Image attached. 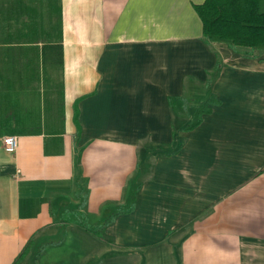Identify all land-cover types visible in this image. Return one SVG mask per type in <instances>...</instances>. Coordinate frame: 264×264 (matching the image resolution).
<instances>
[{"label":"crops","instance_id":"0c3cea01","mask_svg":"<svg viewBox=\"0 0 264 264\" xmlns=\"http://www.w3.org/2000/svg\"><path fill=\"white\" fill-rule=\"evenodd\" d=\"M205 2L0 0V264H264V54Z\"/></svg>","mask_w":264,"mask_h":264},{"label":"trees","instance_id":"16d2710c","mask_svg":"<svg viewBox=\"0 0 264 264\" xmlns=\"http://www.w3.org/2000/svg\"><path fill=\"white\" fill-rule=\"evenodd\" d=\"M196 11L207 44L223 43L264 54V0H206Z\"/></svg>","mask_w":264,"mask_h":264},{"label":"built area","instance_id":"2783aa9c","mask_svg":"<svg viewBox=\"0 0 264 264\" xmlns=\"http://www.w3.org/2000/svg\"><path fill=\"white\" fill-rule=\"evenodd\" d=\"M4 147L6 152L9 154H14L19 148V138L15 136H10L4 139Z\"/></svg>","mask_w":264,"mask_h":264}]
</instances>
